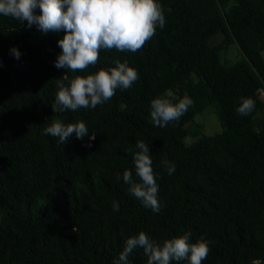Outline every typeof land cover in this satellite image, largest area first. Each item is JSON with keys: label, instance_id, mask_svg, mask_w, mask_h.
<instances>
[{"label": "trees", "instance_id": "obj_1", "mask_svg": "<svg viewBox=\"0 0 264 264\" xmlns=\"http://www.w3.org/2000/svg\"><path fill=\"white\" fill-rule=\"evenodd\" d=\"M157 2L165 26L140 50L101 49L94 66L76 73L54 66L63 30L45 34L0 14V264H113L141 231L160 243L189 231L191 243L209 241L202 264H264V0ZM231 43L244 55L227 65L222 52ZM117 59L138 71L131 88L95 109L53 111L57 80L110 69ZM185 95L194 104L179 121L155 126L151 101L178 103ZM242 98L255 101L248 116L236 111ZM210 105L223 131L187 143V124ZM54 119L83 121L95 139L73 134L59 143L42 135ZM139 140L149 144L158 213L123 181L131 170L140 182L133 160ZM129 260L147 264L140 248Z\"/></svg>", "mask_w": 264, "mask_h": 264}, {"label": "clouds", "instance_id": "obj_2", "mask_svg": "<svg viewBox=\"0 0 264 264\" xmlns=\"http://www.w3.org/2000/svg\"><path fill=\"white\" fill-rule=\"evenodd\" d=\"M37 8L40 14L36 13ZM0 14L21 22L27 21L29 28L35 24L45 34L63 30L66 34L58 41L62 51L54 66L73 73L94 66L99 60L101 49L137 52L156 34L157 26L162 29L166 23L163 7L157 0H0ZM10 53L16 59L20 58L21 53L16 47ZM115 64V67L100 69L86 76L77 75L70 81L67 75L57 80L59 91L51 105L53 111L95 109L110 100L117 89L131 88L139 78L138 71L129 66L127 60L121 62L117 59ZM65 81H68L67 85ZM193 104L194 101L187 95L179 99L178 103H172L168 98H155L151 101L152 122L157 127H166L170 122L179 121ZM255 106L253 99L242 98L236 111L248 116ZM88 131L83 121L65 124L54 119L45 125L42 135L57 137L59 143L67 142L73 134L80 140L85 136L94 140L95 137H90ZM86 146L91 147V144ZM136 148L139 151L134 153L133 160L135 174L140 182L133 179L131 170L123 172V181L130 186L132 196L146 208L158 213L161 210L159 185L149 144L139 140ZM162 164L169 174L175 172L174 163L165 159ZM113 211H119L118 202H113ZM191 236L189 231L160 243L141 231L126 240L113 264H131L129 256L137 248L143 249L147 264H172L173 261L202 264L210 252V242L201 238L191 243Z\"/></svg>", "mask_w": 264, "mask_h": 264}, {"label": "rangeland", "instance_id": "obj_3", "mask_svg": "<svg viewBox=\"0 0 264 264\" xmlns=\"http://www.w3.org/2000/svg\"><path fill=\"white\" fill-rule=\"evenodd\" d=\"M222 34L212 39L214 44H218L223 40ZM264 57V51L262 52ZM241 48L236 43H231L229 48L222 52V60L227 65L236 64L243 57ZM264 99V91H261ZM223 131L222 121L220 119L218 108L210 105L204 112L195 117V122L187 124L184 134L187 143H192L197 138V133L205 135H215Z\"/></svg>", "mask_w": 264, "mask_h": 264}]
</instances>
